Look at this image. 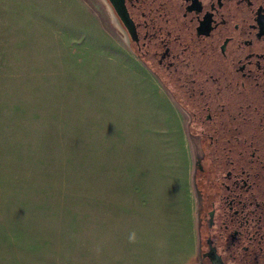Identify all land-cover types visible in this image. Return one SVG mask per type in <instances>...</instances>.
I'll use <instances>...</instances> for the list:
<instances>
[{
	"label": "rangeland",
	"instance_id": "rangeland-1",
	"mask_svg": "<svg viewBox=\"0 0 264 264\" xmlns=\"http://www.w3.org/2000/svg\"><path fill=\"white\" fill-rule=\"evenodd\" d=\"M4 58L32 94L5 156L0 125V264H199L180 119L104 3L0 0Z\"/></svg>",
	"mask_w": 264,
	"mask_h": 264
},
{
	"label": "flooded vegetation",
	"instance_id": "flooded-vegetation-1",
	"mask_svg": "<svg viewBox=\"0 0 264 264\" xmlns=\"http://www.w3.org/2000/svg\"><path fill=\"white\" fill-rule=\"evenodd\" d=\"M191 161L199 264H264V0H101Z\"/></svg>",
	"mask_w": 264,
	"mask_h": 264
},
{
	"label": "crops",
	"instance_id": "crops-1",
	"mask_svg": "<svg viewBox=\"0 0 264 264\" xmlns=\"http://www.w3.org/2000/svg\"><path fill=\"white\" fill-rule=\"evenodd\" d=\"M4 64L1 65L2 69H0V125L2 124V148L4 151V156H5V150L8 149V147L10 148V132H11V127H10V123H11V106H10V101L12 96L13 99L15 100L14 104H15V108H13V115L16 116L17 114L19 115V123H20V118L22 115V111L25 108V99L26 96L31 95L32 93L29 91V87H31L32 85L28 86V87H17L21 85V80L24 77V73L21 71L24 68H26L25 66H20L17 65L15 69H19L18 72H13L9 73V69H10V62L6 61V58L3 59ZM15 65V63H12ZM6 66V71H8V75L5 77L6 73H3V69ZM33 70V69H32ZM10 79L11 81L14 80L15 82H17V86L16 88H14V90L12 91V88H7L6 84L7 81ZM32 84H40L41 83L35 78V80L32 82ZM37 90V86H35V91ZM5 96L8 98V104L7 101H5ZM1 101L3 103H1ZM34 101H37V98L34 99ZM166 101V100H165ZM167 102V101H166ZM4 106V108H3ZM34 106H35V112H36V104L34 102ZM8 118V119H6ZM7 122V123H6ZM18 123V124H19ZM179 131V129H178ZM8 132L9 136H8V140L5 143V134ZM0 133H1V128H0ZM0 141V142H1Z\"/></svg>",
	"mask_w": 264,
	"mask_h": 264
}]
</instances>
